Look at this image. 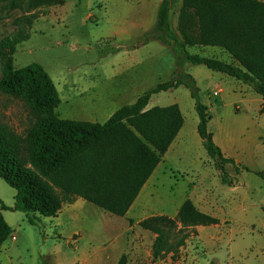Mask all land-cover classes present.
<instances>
[{"label": "trees", "instance_id": "1", "mask_svg": "<svg viewBox=\"0 0 264 264\" xmlns=\"http://www.w3.org/2000/svg\"><path fill=\"white\" fill-rule=\"evenodd\" d=\"M177 1H161L154 27L134 45L140 48L159 41L170 48L177 58L174 76L134 104L120 108L103 125L60 119L56 113L60 105L58 91L41 65L19 70L6 66L7 77L0 82V94L25 104L33 120L19 134L0 119V178L16 191L14 205L9 207L0 201L1 210L24 213L28 223L36 226L40 218L56 217L65 203L80 197L107 213L124 217L184 125L178 105L147 109L149 102L153 95L179 87L188 89L195 102L198 134L223 184H233L227 179L225 166L239 168L215 143L209 130L210 110L202 102L195 79L183 67L205 66L248 85L264 99V2L182 0L177 35L170 24ZM63 3L30 0L32 8ZM19 40H3L0 47L13 53ZM196 47L219 48L233 61L191 54L189 49ZM242 170L264 180V173L246 167ZM218 224L217 218L201 212L187 199L176 218L155 216L138 225L156 235L152 252L157 261L183 245V239L169 242L179 225ZM12 233L0 213V246ZM118 264H128L127 256L123 255Z\"/></svg>", "mask_w": 264, "mask_h": 264}, {"label": "rangeland", "instance_id": "2", "mask_svg": "<svg viewBox=\"0 0 264 264\" xmlns=\"http://www.w3.org/2000/svg\"><path fill=\"white\" fill-rule=\"evenodd\" d=\"M159 2L160 0H157L153 5L156 18ZM152 4L153 0H149V5ZM142 7L140 0H64L61 5H40L37 8L30 6V0H0V43L3 40L21 38L15 44L16 51L13 53L2 50L0 47V82L7 77L6 66L19 70L32 64L41 65L59 90L69 88L72 78L87 85H90L91 81L102 80L106 75L115 72L109 65L125 52V48L119 49L122 45V36L124 35L126 39L132 38L130 50L135 48L136 42L142 38L137 40L141 31L130 28L133 20L138 18V11ZM181 7L182 0H178L171 11L170 22L173 27H175ZM151 42L153 43L150 47L157 51L154 53L162 54L160 48L163 45L158 41ZM146 51L147 49L142 55ZM224 54L226 55L217 59L232 63V58L227 53L224 52ZM203 56L212 57L210 54ZM172 57L177 62L173 52ZM168 58H166L167 63ZM189 66L188 69L192 67V70H196V66ZM201 68L208 70L204 66ZM256 96L259 97L257 94ZM166 98L167 103L175 99L187 109L190 102L194 103L189 90L185 87L177 93H169ZM201 99L208 106L212 116L211 131L218 136L222 126L230 125L239 117L238 113H245V109L258 125L264 127V112L261 111L264 104L259 108L256 103L248 107L244 103L243 105L236 104L241 106L240 110L234 105L223 106L221 98H208L206 93L201 94ZM191 110L193 114L194 108L191 107ZM59 113L63 117H77L83 114L65 99L59 107ZM185 115L190 121V112L186 110ZM0 119L19 134H22L33 120L30 116V109L25 104L2 94H0ZM241 139L264 140V130L252 129V133L247 130V133L242 134ZM250 170L264 173V169ZM225 172L228 180H236L238 183V176L235 175L232 165H226ZM177 179L180 185L173 188V196L169 193L171 189L166 180L160 187L162 199L152 203L149 207L153 206L158 210L165 209L173 213L184 192H186V197H189V180H183L180 176ZM240 183L243 190L248 188L252 191L254 199L252 207L248 208L245 215H242L243 212L232 214L233 208L228 205L218 206L217 209L213 207L212 213H207L200 210L188 198L201 212L218 220L220 218L219 224L215 227L179 225L169 242L175 244L183 239V245L176 252L169 253L157 261L154 260L152 252L156 239L155 234L142 229L135 222L132 224L124 218L118 219L120 217L89 203H86L84 211L92 228L107 225L110 235L128 232L127 237L139 236L138 243L141 244L142 255L138 257L132 250L128 251L124 254L128 258V264H264V180L245 171L240 178ZM216 189L219 190L221 187L218 185ZM222 190L224 191H217L219 198L231 199L233 189L226 185L222 187ZM15 195L16 191L0 178V201L6 205H12L15 202ZM201 203L204 208H211ZM11 214V221L14 225L12 235L20 238L23 245V248L16 250L11 260L12 264H54L58 258L57 251L68 250L66 238L57 237L56 230L49 221H39L38 225L33 226L28 223L24 213L13 212ZM127 226L132 229L126 231ZM11 245L10 237L4 247L10 249ZM121 257L122 254L112 256L107 264H118Z\"/></svg>", "mask_w": 264, "mask_h": 264}, {"label": "crops", "instance_id": "3", "mask_svg": "<svg viewBox=\"0 0 264 264\" xmlns=\"http://www.w3.org/2000/svg\"><path fill=\"white\" fill-rule=\"evenodd\" d=\"M259 1L264 2V0ZM155 2L157 0H153V4L150 6L149 0H140L143 7L138 11V18L133 20L130 27L132 30L141 31V35L137 40L152 29L156 23L157 18L153 6ZM171 28L178 35V19L175 27L171 25ZM132 41V38L126 39L124 35L122 36V45L119 49L125 48V52L110 63L109 67L115 72L106 75L100 81H91V84L87 85L82 84L76 78H72L69 88L65 87L59 90L51 78L59 94V107L65 99L67 103H72L77 110L83 112L77 117H63L59 113L58 107L56 113L60 119L103 125L120 108L134 104L147 91L154 89L159 84L168 82L174 76L177 62L172 57L170 48L166 46L164 48V45L160 42L163 45L160 48L162 54L157 55V53H154L157 51L150 47L153 42L145 45L146 47L130 50L129 47ZM146 49L147 51L142 55ZM192 51H195V53H192ZM189 52L201 56L210 54L216 58L226 55L221 49L213 47H196L189 49ZM147 53L152 55L146 56ZM213 53H217V55ZM167 57H169L168 63ZM189 65H184L183 70L193 76L201 90V94L206 93L208 98H221L223 106H237L236 104L243 105L244 103L248 107L252 103H256L257 108H259L264 104L262 97L256 96L248 85L214 72L207 67L208 70H204L201 66H196V70H192V67L188 69ZM181 89L182 87H179L178 89L153 95L149 102L147 109L178 105L184 117V125L169 151L163 157L162 162L141 189L127 214L118 219L124 218L127 222H135L136 224L155 216H167L174 219L188 198L200 210L207 213H212L213 207L217 209L218 206L228 205L233 208L232 214L236 215L243 212L242 215H245L248 208L252 207L254 202L252 191L248 188H244V190L241 188L240 178L245 172L242 170L244 167L254 169V171L264 169V140H242L241 136L243 133H247V130L252 133V129L263 131L264 127L258 125L246 109L244 114L238 113L239 117L230 125H223L219 136L211 131V123H209V129L214 135L215 143L221 149L225 158L234 160L239 168V170H236V167L232 165L235 175L238 176V183L236 180H232L233 184L228 185L233 189V196L228 200L219 198L217 191H224L222 187L226 185L223 184L221 173L215 169L198 134L199 118L196 114L195 102L193 104L190 102L187 105L188 109L175 99L167 103L166 95L177 93ZM191 107L195 110L193 114ZM237 108L241 110L240 105ZM186 110L190 112V121L186 118ZM178 176L182 177L183 180H189V197H186V192H184L173 213H169L165 209L158 210L156 207H149L152 203L162 199L160 187L163 186L166 180L169 182V189H171L169 193L173 196V188L180 185L177 179ZM218 185L221 187L219 190L216 189ZM201 202L211 208H204ZM86 203L88 202L84 199L76 197L72 203H65L56 217L39 219V221H49L55 228L57 237L64 236L66 238L69 248L68 250L57 251L58 258L54 264H107L110 257L117 254L123 256L130 250L141 257L142 249L141 244L138 243L139 236L136 238L127 237L128 232L110 235L107 225L92 228L84 211ZM13 205L6 206L12 207ZM0 213L13 232L14 225L11 221V213L13 212L1 210ZM211 227H215V225ZM128 229L130 230L132 227H125L126 231ZM10 237L12 245L10 249H6L4 244ZM10 237L0 246V264H6L7 262L12 264L11 260L14 258L16 250L23 248L20 238H17L16 235ZM13 237L16 238V241H13Z\"/></svg>", "mask_w": 264, "mask_h": 264}, {"label": "built area", "instance_id": "4", "mask_svg": "<svg viewBox=\"0 0 264 264\" xmlns=\"http://www.w3.org/2000/svg\"><path fill=\"white\" fill-rule=\"evenodd\" d=\"M13 241H16V238L15 237H13Z\"/></svg>", "mask_w": 264, "mask_h": 264}]
</instances>
